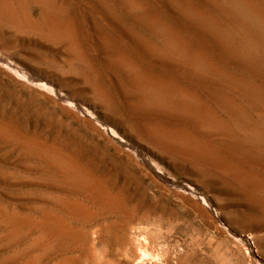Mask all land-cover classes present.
I'll list each match as a JSON object with an SVG mask.
<instances>
[{
	"label": "rangeland",
	"instance_id": "1",
	"mask_svg": "<svg viewBox=\"0 0 264 264\" xmlns=\"http://www.w3.org/2000/svg\"><path fill=\"white\" fill-rule=\"evenodd\" d=\"M0 264H264V0H0Z\"/></svg>",
	"mask_w": 264,
	"mask_h": 264
},
{
	"label": "bare ground",
	"instance_id": "2",
	"mask_svg": "<svg viewBox=\"0 0 264 264\" xmlns=\"http://www.w3.org/2000/svg\"><path fill=\"white\" fill-rule=\"evenodd\" d=\"M187 55V54H186ZM14 69H16V68H14ZM18 72H20V70L18 71ZM23 72V71H22ZM24 73V72H23ZM22 74V73H21ZM25 76V75H24ZM40 84H41V86H44V87H48V88H50L51 86L49 85V83H46V81H41V82H39ZM52 89V88H51ZM76 107H78V105H75ZM103 124V123H102ZM102 127L104 128V131H106L105 133H108L112 138H114V140H116L118 143H120L121 145H123V144H126L121 138H119L118 137V135L115 133V132H113L110 128H107L106 126H104V125H102ZM102 128V129H103ZM118 145V144H117ZM137 146V145H136ZM130 149L132 148V151H133V153L135 154V156H137V157H139L140 158V161L141 160H144L145 158H144V156H143V153H142V150L140 149V148H137V147H129ZM144 152V151H143ZM150 164V163H149ZM155 170H156V168H155ZM156 173V172H155ZM158 173V172H157ZM188 189L190 190V191H192V192H195V189L194 188H192V187H188ZM200 198V197H199ZM201 199V198H200ZM202 202H203V200H202Z\"/></svg>",
	"mask_w": 264,
	"mask_h": 264
}]
</instances>
